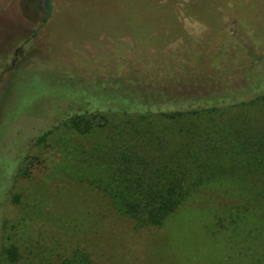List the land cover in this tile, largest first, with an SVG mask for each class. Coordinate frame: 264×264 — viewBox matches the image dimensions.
Masks as SVG:
<instances>
[{"label":"rangeland","instance_id":"obj_1","mask_svg":"<svg viewBox=\"0 0 264 264\" xmlns=\"http://www.w3.org/2000/svg\"><path fill=\"white\" fill-rule=\"evenodd\" d=\"M46 1L0 0V250L18 254L2 264H62L76 248L97 264H247L213 234L243 204L218 187L136 229L89 178L127 145L154 154L150 118L108 112L110 93H264V0H52L50 15ZM98 110L106 126H72ZM246 113L264 136V104Z\"/></svg>","mask_w":264,"mask_h":264},{"label":"trees","instance_id":"obj_2","mask_svg":"<svg viewBox=\"0 0 264 264\" xmlns=\"http://www.w3.org/2000/svg\"><path fill=\"white\" fill-rule=\"evenodd\" d=\"M51 1H46L49 15ZM110 95L106 105L111 100L118 105L108 107V112L150 118L146 136L153 141L154 154H133L135 148L127 145L124 152L107 159L100 174L89 178L91 185L101 187L136 229L165 227L188 204L218 187L217 197L243 204L216 219L213 234L231 239L228 249L237 259L264 264V136L256 134L259 131L246 113L249 106L264 104V93L187 94L182 99L173 94L140 98L126 93L117 100L116 94ZM103 113H88V118L78 113L70 122L87 133L109 123ZM17 256L13 247H1L0 264L9 259L17 262ZM62 264L97 262L89 252L76 248Z\"/></svg>","mask_w":264,"mask_h":264}]
</instances>
